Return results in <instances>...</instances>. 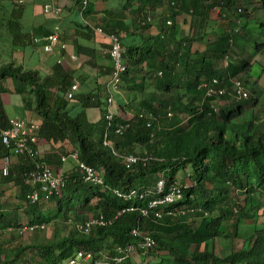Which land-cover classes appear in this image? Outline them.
Returning <instances> with one entry per match:
<instances>
[{
  "label": "trees",
  "instance_id": "obj_1",
  "mask_svg": "<svg viewBox=\"0 0 264 264\" xmlns=\"http://www.w3.org/2000/svg\"><path fill=\"white\" fill-rule=\"evenodd\" d=\"M248 1L111 0V5L103 11H98L94 9L95 3L92 1L87 0L85 3V0H77L75 16L70 24L85 38L97 33L94 27L98 25L107 34L116 33L119 36L123 47L122 61L127 65L121 76V83L124 85L123 81L127 79L128 74L132 72L134 75L142 71L141 63L152 57V50L145 46V40L137 42L136 32L140 30L143 33L151 27L147 18H152L159 6H166L168 9L169 16H161L163 26L172 25L174 28L173 22H167L168 18L173 20L181 10H191L201 21L203 16L205 19L208 17L210 10L220 5L222 11L232 12V24L227 27L229 29L233 27V23L237 25L239 21L243 22L249 17L250 11L245 7ZM112 2H120V9H114L115 4ZM166 2L168 3L164 4ZM25 3L27 1L0 0V46L6 45L2 46L4 50L0 52V123L5 128L10 118L3 94L10 90L19 93L23 106L42 117L40 140L54 143L69 140L75 146L71 151L77 149L80 160L101 168L104 172L107 186L86 183L75 164L66 171L67 185L63 188L62 195L55 193L49 200L56 201V216H68L69 212L75 218H81L76 220L84 221L94 208L95 216L103 215L112 219L110 225L94 226L89 233L73 230L55 241L30 245L41 249L39 264H63L65 259L77 256V252L83 248L101 255L103 245L110 249L105 254H115L116 246H125L139 238L132 233L135 226H142L143 229L139 228L141 232L151 234L154 238L155 245L147 250L149 253L167 254L166 258L160 259L161 264H264V220H260L264 218V119L253 116L241 120L250 103V95L240 104L217 107L214 104L216 98L206 95V89L199 86L204 79L212 80L218 77L222 81L221 86L230 87L232 79H241L239 74L250 70L253 63L246 58H243L241 63L225 64L228 52L236 54L234 49L230 48L234 30L229 29L220 36L214 45L211 58L199 54L191 58V44L182 51V42H179L170 54V59H174L170 64L163 60L165 52L157 65L161 76L158 72L155 73L156 86L160 91L157 102L156 98L152 97L153 94L140 99L142 102L139 105L140 101L134 100L132 116H120L117 109L124 111V104L119 103L120 106L116 110L114 108L120 90L111 93L106 84L100 92L85 93L78 97L81 101L79 108L86 116V119H82L80 115L73 116L67 111L71 109L70 103H73L66 98L73 79L70 70L55 63L53 72L43 75L39 70L27 67L22 62L5 59L21 49L24 50V46L28 47L30 43L38 45L34 42L35 36L54 32L52 28L42 25L25 31L19 16ZM17 5H22L20 10ZM245 27L242 24L241 31ZM244 36L246 37V33ZM162 39L160 34L158 46L155 48L157 54L155 53L154 57L164 52L161 51V48H164ZM107 44L111 46L110 40ZM83 50L85 46L78 40V53ZM262 51L264 42L256 43L254 53ZM108 55L111 62L109 51ZM218 61L222 62V70L212 67ZM178 63L184 65L183 73L177 69ZM112 70L111 62L107 71ZM9 81L13 88L8 84ZM144 87V82H140L139 90L144 91ZM181 87L186 90L183 95L170 92V89ZM228 94L230 92L225 96ZM110 95L114 100V119L107 133V100ZM254 100L255 105L257 99ZM90 107L101 109L100 121H89L87 110ZM141 113L151 115V126H147V119L141 117ZM100 123L103 139L98 137ZM122 123L129 125L122 134H118L116 128ZM92 131H95L94 138ZM106 134L108 139L112 140V150L109 149L110 145L105 143ZM7 153L8 149L0 140V157ZM131 153L138 155V159L137 162L127 165L121 155L127 156ZM56 157L60 163L61 155L57 150L48 157V161L51 162ZM21 163V167L11 169L7 178L21 185L20 198L26 201L30 210L36 211L28 225L49 222L53 218H50V211L44 213L40 210L43 201L31 203L27 199L28 191L32 187L26 182L24 173L32 163L24 157L21 158ZM187 165L191 167L189 175L194 181L190 185H182L183 197L169 205L149 207L150 200L168 192L169 187L177 182L175 173ZM161 173L167 176L163 193H147L143 198L133 196L130 199L114 193L115 189L128 193L134 188L140 193L148 192L156 186ZM130 207L135 209L127 210ZM144 207L149 210L147 215L141 211ZM123 209L125 210L122 211ZM192 217L200 218V223L194 228L189 223ZM246 220H252L255 225L259 221L262 223L250 233L242 234L243 229L248 228L242 227L247 223ZM10 226L22 227L18 222H3L0 232ZM35 229L41 230L40 227ZM220 237H229L232 242L241 238L242 245L240 248L233 247L228 254L219 255L214 251V240ZM5 243L7 241H0L3 247ZM55 248L60 250L58 255L54 252ZM3 250H6V247ZM5 259L6 257L0 260V263L9 264Z\"/></svg>",
  "mask_w": 264,
  "mask_h": 264
},
{
  "label": "crops",
  "instance_id": "obj_2",
  "mask_svg": "<svg viewBox=\"0 0 264 264\" xmlns=\"http://www.w3.org/2000/svg\"><path fill=\"white\" fill-rule=\"evenodd\" d=\"M76 1L77 0H33L31 3L29 2L26 4L25 9H22L19 15L20 21L25 31L31 29L32 27L40 25L46 28H52L53 30H59L58 32L60 33L61 40L66 43V49L57 47L53 52H44L41 48L42 52H39V55H34L36 58L34 67H29L37 70L41 68L39 71L43 75L51 74L53 72L52 68L55 63H59L63 66L64 69L70 70L73 78L72 83L76 82L79 84V88L75 94V98L73 100H70L73 103L78 102V97L83 96L85 93L90 94L100 92V89L104 88V86L108 84L112 72L107 71L108 66L111 65L110 57L107 51L109 49V45H106V43L109 42V38L107 37V35L95 33L88 35L89 38H85L81 35L80 31L79 33H77L76 28H74V26L70 24V22L73 20V17L75 16ZM90 1L95 3L94 9L98 11H103L106 7H108L109 4L111 5V0H108L107 3H103L100 0ZM242 2L243 1L240 0V3ZM47 3H54L55 5L60 6L62 9L60 13L61 15L57 16L53 15L52 13L44 12L43 7ZM112 4H115L114 9H120V2H112ZM219 6L220 5H217L212 10H210L208 17L205 19V16H203V19H201V21H199L200 17H197L191 10H181V13H177L176 17L173 20L171 18H168L172 20L173 25H175L174 28L172 27V25L163 26L161 16L163 14L169 16L167 7L164 6L157 8L156 14L151 18L150 21L151 27L149 29H146L143 33H141L142 31L140 30L136 32L137 42H141V39H144L145 46L152 50V57L147 62L145 61L141 63L140 68L142 71L137 72L136 74L134 73V75L132 72L129 73L127 79L123 81L124 85H122L120 93L116 96V105H114V108L116 110L120 106L119 103H121L124 104L123 108L126 110V112L125 110L123 111V109H117L118 115L127 116L128 118L131 117L133 114L134 100L139 102L140 99L143 100L153 94L152 97L156 98V102L158 101L157 99L160 97V91L156 86L157 81L155 78V73L158 72V75L161 76V71L157 70V65H159V62H161L160 58L161 56L165 55V52L166 56H164L163 60H165V62L169 64L174 61V59H170V54L173 52V50H175L179 42L183 43L181 48L182 51H185L186 46L188 44H191V58H195L198 54L209 57L213 55V50L215 48L214 45L220 39V36L224 35L227 30L231 29L230 31L234 30V35L232 36L230 48H233L236 53L235 55L233 54L234 59H231V62L237 63V61H239L238 59L236 60V58H238L239 52L236 51L235 45L238 44L241 35H243L242 37H245V33H241L245 29H242L241 31V27L239 26V24L236 25L235 23H233V27L227 29L228 25L231 26L232 24L230 22V20L232 19V12L222 11L221 7ZM245 7L249 10V7ZM101 14L102 13H99V15ZM237 29H239V31H237ZM160 34L163 36L162 40L164 42V48H161V51L164 52L154 57V54L156 53L155 48L158 46ZM186 37H189L188 41L185 40ZM78 40H80L85 46V50L80 53H78L77 51ZM24 47L27 48V46ZM262 52L255 53V57ZM194 54H196L195 57ZM261 55L262 54H260L259 56ZM42 57L44 58L45 62L42 60ZM31 59L32 57L30 58V60ZM179 64L180 63L176 65L177 69ZM183 67L184 65L182 66V69H180V72L182 73L184 72ZM212 67L222 70V62H215ZM185 80L186 79H183V81ZM140 82H144L145 84L144 91H140L138 88ZM11 91L12 90H10L9 92L11 93ZM176 91V88L170 89V92H172L173 94H176ZM184 91L181 92L180 95L185 94ZM5 95L6 93L3 94V100L5 98ZM14 97H18V99ZM10 99L12 102H10L9 104L5 99V108L6 106H11L13 108H25L23 106V99L20 94L12 93ZM102 100H104L103 95ZM231 100L229 99V97H226L225 99H217L216 101L220 103V106H232L233 104L231 103ZM141 102L142 101H140L138 105L141 104ZM224 102H228L227 105H225ZM25 111L26 115H22L21 113H17L16 111L11 112L10 114L7 112V114L9 117L20 115L32 120L35 119V121L38 123L42 122V117L38 115L34 110L28 109ZM87 112L89 118H92L90 119L91 122L100 121L102 113L99 107H90L88 108ZM245 113L248 114L247 111ZM248 118H250V116ZM67 145L68 144L66 140L63 142L54 143L45 139H39L38 148L41 156L46 161H48V157H51V155H53L56 150L60 152V155L66 153L67 151H70L66 147ZM11 158V169L19 168L22 166V157H19L16 154L12 153ZM1 159L2 156L0 157V167ZM57 159L58 158L56 157L55 159H53V161L51 160V162H48L52 166L64 169L65 174L66 171H69L71 168H73L71 167V165H69V162L73 163L74 166V162L71 159H68L65 162L61 161L60 163ZM10 174L4 176L1 173L0 169V225L3 222H18L19 224L24 225L32 219L34 212L36 211L30 210V208L27 207L26 201H22V199L20 198L22 187L14 180L7 178L8 176H10ZM43 206H45V210L47 211L49 209H54L53 205L49 206L43 204ZM8 208H13L14 210L11 211ZM40 210L44 211L42 207L40 208ZM10 228L13 227L10 226L7 229ZM7 229L1 230V233L5 236L7 235ZM40 259L41 258L39 257V260ZM65 261L66 259L64 260V263ZM79 264H89V260L85 259Z\"/></svg>",
  "mask_w": 264,
  "mask_h": 264
},
{
  "label": "built area",
  "instance_id": "obj_3",
  "mask_svg": "<svg viewBox=\"0 0 264 264\" xmlns=\"http://www.w3.org/2000/svg\"><path fill=\"white\" fill-rule=\"evenodd\" d=\"M25 2L27 0H20ZM87 0H85L86 3ZM44 12L60 14L62 9L53 3H47L43 7ZM147 21H151V17L148 16ZM168 23H172L171 19H168ZM97 33L107 35L110 40L111 46L108 51L111 55V62L113 65V70L111 72V77L108 82V89L111 92L121 90V76L126 71L127 65L122 61V43L119 36L116 33L106 34L102 27H94ZM34 42L40 45L45 52H53L55 48L59 47L61 49H66V43L61 40L60 33L58 30H54L53 33L43 36H35ZM232 53L228 52L225 56V64L230 62ZM222 82L218 77L212 78V80L204 79L200 87L206 89V95L214 96L216 99L224 97L230 92L232 100L236 99L242 101L249 97L250 92L239 78L232 79V84L230 87L226 85L221 86ZM79 88V84L74 82L67 91L66 97L70 100L75 98L76 91ZM108 106L106 118L108 120L107 129L111 128L112 121L114 119V109H113V96H108ZM141 117H146L147 126L152 125L151 115L147 116L145 113L140 114ZM129 123H122L116 128L118 134H122ZM39 130L40 123L29 119L25 116H12L9 118L8 126L2 127L0 123V140L8 149V153L5 154L1 159V173L4 176L9 175L11 170V154L14 153L17 156L29 159L32 165L24 173L25 180L31 185L32 189L28 191L27 199L31 203H36L38 201H49L51 196L55 193L60 194L66 185V175L65 170L60 167L52 166L48 161H46L40 154L38 144H39ZM107 143V141H106ZM125 159L127 165H130L137 161L138 157L134 154H129L127 156H122ZM63 162L71 159L74 161L75 165L78 166L79 170L83 174L85 182L94 185L107 186L104 179V172L101 168H97L91 164H88L79 158L78 150H72L61 155ZM166 186V177L164 173L160 174V177L156 183V186L148 190L145 193H139V190L134 188L128 193H123L119 189H115L114 193L124 197L125 199H130L133 196H140L143 198L147 193H163ZM183 197L182 194V184L175 182L169 187L168 192L163 194L161 197L150 200L149 207L158 206L160 204H170L178 201ZM135 207L127 208V210H133ZM123 209L122 211H124ZM144 215H147L148 208L144 207L141 209ZM160 215V213H157ZM74 227L83 233H89L94 226H107L112 223V219L105 218L103 215L92 216L84 221H74L71 220ZM42 225H27L25 224L21 231L27 229H35L42 227ZM132 233L139 238L135 242H130L125 246H116L115 251L117 253H107L97 255L92 251L80 250L77 256L68 259V264H79L80 261L88 259L90 264H122L129 260L130 257L136 251L145 252L149 248L155 245V240L151 234H143L141 230L135 226L132 229ZM114 251V252H115Z\"/></svg>",
  "mask_w": 264,
  "mask_h": 264
},
{
  "label": "rangeland",
  "instance_id": "obj_4",
  "mask_svg": "<svg viewBox=\"0 0 264 264\" xmlns=\"http://www.w3.org/2000/svg\"><path fill=\"white\" fill-rule=\"evenodd\" d=\"M32 1L33 0H27V3L29 2L31 3ZM241 1H244V0H241ZM27 3L23 5L24 9ZM167 3L168 2L164 4H167ZM17 6L19 7V10L22 7V5L21 6L17 5ZM246 6L249 7V10H250L249 17L244 19L243 22L239 23L240 27L242 26V24L246 26L244 30V32L246 33V37H242L243 35H241L238 44L235 45L236 51L239 52L238 58H236V60L237 59L239 60L237 61V63H241L242 59L246 58L253 64L248 72H245V73L241 72V74H239V76H241L240 78L243 80V82H245V85L250 92V99H249L250 103L246 107V111L248 112V114L247 113L243 114V116L241 117V120L247 119L249 116L250 117L254 116L257 119L263 120L264 119V52L260 53L262 54L261 56H259L260 54H258L256 57L254 53L256 43L264 42L263 0H249L248 2H246ZM23 7L21 9H23ZM158 8H160V6ZM188 38L189 37H186L185 40L188 41ZM2 46H6V45H2ZM2 46H0V48H2V51L0 52H3L4 50V47ZM41 48L42 47L40 45H36V44L33 45L30 43L28 44V47L25 48L24 50L21 49L17 53H14V55H12L11 57H5V59L16 60V61H19V63L22 62L27 67L29 66L34 67V63L36 61V58L34 55L36 54L39 55L40 54L39 52H42ZM195 55L196 54H194V56ZM31 57L32 59L30 60ZM211 57H213V55L209 56L208 58H211ZM230 59L232 60L234 59L233 55H231ZM42 60L45 62L43 57H42ZM182 66L183 64L180 63L178 65V70L182 69ZM40 69L41 68H39V70ZM8 84L11 86V88H13V86L11 85V81H9ZM184 90H185L184 87L178 88L176 91V94H180ZM12 93H15V92L11 91V93L10 92L6 93L4 102H5V99L8 104L12 102L10 99ZM228 95L229 96H224V98L221 97L217 99H225L226 97H229V99L231 100L232 99L231 94H228ZM14 98L18 99V97H14ZM217 99H215L214 104H216V106L218 107L220 106V103L216 101ZM254 99H257V103L255 105L253 104ZM241 102L242 101H238L236 99L231 100V103L234 105L240 104ZM227 103L228 102H224L225 105H227ZM80 104H81V101L79 99H78V102L70 103L71 109L70 110L67 109V111L73 116L80 115L82 119H86V116L83 115L82 109L79 108ZM6 110L9 114L11 112L16 111L17 113L26 115L25 110H28V109H25L22 107L13 108L11 106H6ZM90 119L92 118H89V121ZM91 135L94 138L95 131H92ZM98 137L101 139L104 138L103 131L101 129V123L99 126ZM66 141L68 144L66 147L69 150L75 148V146L72 143H70L69 140H66ZM110 141L111 142H110L109 149L112 150V140ZM69 165L73 167V163L69 162ZM191 171H192L191 167L188 165L186 167L181 168L175 173L176 181L179 182L180 184H187V185L192 184L194 181V178L189 175ZM262 198L264 200V195L262 196ZM42 203L45 205H49V206L53 205V207H55L56 201L55 200H52L50 202L43 201ZM42 208L45 211L44 213H48L50 211V218L51 216L53 218L51 219V221L45 222L44 225L40 227L41 230L27 229V230L21 231L25 224L28 225V223H25L20 228L16 227L19 229H15L14 227L7 229L6 236L0 232V241H3V242L7 241V243L4 244V246L6 247V250H3V248L5 247L0 245V260H3L4 257H6L5 260L9 262V264H39V257H40L41 249L39 247H31L30 245H34L38 243L43 244L44 242H47V241H55L59 238L66 236L69 232L73 230L80 231L74 227V224L71 223V220L81 221V220H76V219H81V218H75L73 215H70L69 212H68V216H62V215L56 216L58 214V212L56 211L57 207L56 209H53V210L49 209L48 211L45 210V206H43ZM8 209H10L11 211L14 210L13 208H8ZM90 211H91L90 214L87 215V219L92 216H95L93 214L94 208H92V210ZM260 220H264V218ZM246 222L247 223L243 225L242 227L244 228L246 226L248 228L243 229L242 234H245L246 232L250 233L254 228L257 227V225L260 226V224L262 223L261 221H259L255 225L252 222V220H246ZM189 223L194 228L198 226V224L200 223V218L192 217L190 218ZM242 241L243 240L241 238H239L238 240H235L234 242H232V240L229 237L217 238L214 240V251L219 255L228 254L231 252L233 247L240 248L242 245ZM101 248H103V250H101L102 254H105L106 252L110 250L108 247L104 245ZM54 252L55 254L58 255L60 250L58 248H55ZM97 252H100V251H97ZM154 253L159 254L158 252H152L151 254L148 251H145V252L136 251L134 252L132 257L129 258L128 260L129 262L127 261L126 264H161L160 259L167 257V254L165 252H161L158 256H156L157 254H154ZM64 264H68V259H66Z\"/></svg>",
  "mask_w": 264,
  "mask_h": 264
},
{
  "label": "clouds",
  "instance_id": "obj_5",
  "mask_svg": "<svg viewBox=\"0 0 264 264\" xmlns=\"http://www.w3.org/2000/svg\"><path fill=\"white\" fill-rule=\"evenodd\" d=\"M172 21V20H171ZM240 22V21H239ZM237 31H239V29L237 30ZM230 62H231V59H230ZM72 85V84H71ZM69 90V89H68ZM77 92V91H76ZM67 94V93H66ZM67 98V97H66ZM68 99V98H67ZM68 100H70V99H68ZM40 126H41V123H40ZM112 127V126H111ZM106 128H107V126H106ZM111 128H109V129H107V133H108V131L110 130ZM106 141H107V144H109L110 145V139H108V137H107V134H106V138H105V143H106ZM77 150V149H76ZM71 151V150H70ZM67 152H69V151H67ZM132 154V153H131ZM121 156H123V155H121ZM3 157V156H2ZM20 157V156H19ZM26 159V158H25ZM61 161H62V159H61ZM73 161V160H72ZM74 162V161H73ZM75 164V163H74ZM12 165V164H11ZM11 171V170H10ZM10 174V173H9ZM66 175V174H65ZM87 183V182H86ZM89 184V183H88ZM63 191V190H62ZM29 223V222H28ZM80 250H82V249H80ZM79 250V251H80ZM83 251H86V250H83ZM88 251V250H87ZM93 252V251H92ZM78 253V252H77ZM95 253V252H94ZM69 259V258H68ZM84 261V260H83ZM82 261V262H83ZM80 263H81V261H80ZM89 264H90V262H89Z\"/></svg>",
  "mask_w": 264,
  "mask_h": 264
},
{
  "label": "bare ground",
  "instance_id": "obj_6",
  "mask_svg": "<svg viewBox=\"0 0 264 264\" xmlns=\"http://www.w3.org/2000/svg\"><path fill=\"white\" fill-rule=\"evenodd\" d=\"M106 33V32H105ZM107 34V33H106ZM108 51V50H107ZM200 86V85H199ZM110 91V90H109ZM112 93V92H111ZM32 117V116H31ZM30 119V118H29ZM34 121H35V119H34ZM135 155V154H134ZM138 156V155H137ZM12 159V158H11ZM137 162V161H136ZM67 185V184H66ZM183 185V184H182ZM65 187V186H64ZM66 188V187H65ZM149 188V187H148ZM142 190V189H141ZM129 191V190H128ZM62 192V191H61ZM143 192V191H142ZM165 192V191H164ZM140 193V192H139ZM54 195V194H53ZM57 195V194H56ZM61 195H62V193H61ZM153 195V194H152ZM155 195V194H154ZM157 195V194H156ZM163 195V194H162ZM152 197V196H151ZM155 198V197H154ZM153 198V199H154ZM146 200V199H145ZM169 205V204H168ZM139 209V208H138ZM157 209V208H156ZM155 209V210H156ZM153 210V209H152ZM149 211V210H148ZM160 211V210H159ZM158 211V212H159ZM155 212V211H154ZM113 218V217H112ZM109 219V218H108ZM142 219V218H141ZM141 221V220H140ZM114 223V222H113ZM110 225V224H109ZM103 227V226H102ZM142 227V226H141ZM141 227H139V228H141ZM141 229H143V228H141ZM91 231V230H90ZM144 231V230H143ZM136 236V235H135Z\"/></svg>",
  "mask_w": 264,
  "mask_h": 264
}]
</instances>
